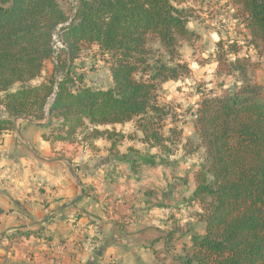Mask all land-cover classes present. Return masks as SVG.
<instances>
[{"label": "trees", "instance_id": "trees-1", "mask_svg": "<svg viewBox=\"0 0 264 264\" xmlns=\"http://www.w3.org/2000/svg\"><path fill=\"white\" fill-rule=\"evenodd\" d=\"M229 1L244 17L248 44L264 54V0ZM72 2L74 15L61 33L67 61L76 60L84 44H95L108 57L111 87L72 90L65 75L45 116L52 86L35 80L50 59L53 30L69 16L58 0H0V112L9 116L0 119V133L13 129L12 119L55 120L57 126L43 135L51 146L72 143L87 129L107 140L112 153L119 145L114 126L136 123L150 148L167 150L173 141L160 132L166 113L156 91L190 72L178 53L194 36L183 12L170 0ZM154 43L172 65L155 58ZM218 47L217 74H237L240 85L225 95H204L193 114L205 158L194 175L191 201L202 208L204 232L190 238L185 264H264V102L258 100L260 87L248 79V63L237 57L236 43ZM128 161L133 173L157 165L152 155Z\"/></svg>", "mask_w": 264, "mask_h": 264}, {"label": "rangeland", "instance_id": "rangeland-1", "mask_svg": "<svg viewBox=\"0 0 264 264\" xmlns=\"http://www.w3.org/2000/svg\"><path fill=\"white\" fill-rule=\"evenodd\" d=\"M58 2L63 11L68 16L71 15L72 6L69 2ZM170 2L183 12L188 30L194 33L190 41L182 42L178 48L180 62L185 63L190 72L182 78L158 85L156 91V101L166 113L160 132L163 137L171 138L173 144L167 142V150L150 148L143 140L142 133L137 130L136 123L114 126L119 145L112 153L107 140L95 139L87 129L79 130L72 143H65L85 147L90 153L89 160L92 158L91 153L102 152L118 159L122 157V161L126 156L132 160L138 155H152L157 161L154 167L140 166L137 172L131 174L130 180L125 178L124 170L120 168V178L115 182L122 188L114 193L113 204L118 205L121 211L125 206L131 205L132 215H135L137 221L144 222L141 226L144 228L140 231L148 229V226H144V219H152L154 225L163 226L161 231L164 235L160 238V243L156 239L148 247V251H143L147 249L144 244L148 245L151 238L141 241L133 256L137 259L135 264H185L190 238L204 232V224L199 218L202 208L191 201L195 189L194 175L203 166L205 158L204 148L193 128V114L204 95H225L240 85L237 74H217L219 45L226 49L227 44L236 43L239 47L237 57L248 63V79L250 83L260 87L258 100L264 102V54L261 48L248 44L250 37L239 8L229 0ZM152 49L155 51V58L173 64L167 60L166 54L157 43L152 45ZM227 57L229 61L233 59V55L227 54ZM58 62L59 66L55 69L49 60L46 61L41 76L35 83H51L53 89L54 77L60 74L63 78L66 75L72 79V90L81 87L105 90L111 87L108 57L95 44H84L78 58L73 62L67 61L65 53L59 57ZM16 88L17 86L14 87ZM8 117L6 113L0 112V119H9ZM19 120L25 118L12 119L13 126ZM31 120L44 123L42 138L43 135L48 136L50 129L57 126L55 120ZM99 129L111 130L110 127ZM95 143H98L97 146ZM77 148L76 146L75 149ZM127 220L129 219L125 217L118 218L117 223L124 227ZM122 257L117 259L116 264L122 262ZM125 264L129 262L126 261Z\"/></svg>", "mask_w": 264, "mask_h": 264}, {"label": "crops", "instance_id": "crops-1", "mask_svg": "<svg viewBox=\"0 0 264 264\" xmlns=\"http://www.w3.org/2000/svg\"><path fill=\"white\" fill-rule=\"evenodd\" d=\"M43 133L44 123L28 119L0 135V264H116L122 256L117 264H135L142 240L151 238L143 251L161 242L163 226L144 219L142 232L131 205L121 211L112 202L119 169L129 180L133 173L129 157L89 160L85 147L51 146Z\"/></svg>", "mask_w": 264, "mask_h": 264}, {"label": "built area", "instance_id": "built-area-1", "mask_svg": "<svg viewBox=\"0 0 264 264\" xmlns=\"http://www.w3.org/2000/svg\"><path fill=\"white\" fill-rule=\"evenodd\" d=\"M67 1L72 6L71 15H69V19L66 22L57 25L51 34V40H50L51 55H50L49 61L52 63V65L55 69H57L59 66V62H58L59 57L63 53L67 52L66 45L61 40V33L64 29H66L68 27L69 23L71 22L73 15H74V12H75V3L72 2V0H67ZM62 80H63V77L60 74L55 75L52 93L47 98L45 106H44L45 116L47 115L48 109L50 108V106L54 100V95H55V92L57 91V86ZM63 251H64V247L58 248L59 259H62Z\"/></svg>", "mask_w": 264, "mask_h": 264}, {"label": "water", "instance_id": "water-1", "mask_svg": "<svg viewBox=\"0 0 264 264\" xmlns=\"http://www.w3.org/2000/svg\"><path fill=\"white\" fill-rule=\"evenodd\" d=\"M25 120H28L27 118H25Z\"/></svg>", "mask_w": 264, "mask_h": 264}]
</instances>
